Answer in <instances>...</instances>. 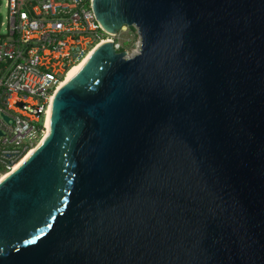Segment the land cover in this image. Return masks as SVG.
Returning <instances> with one entry per match:
<instances>
[{"label": "water", "instance_id": "1", "mask_svg": "<svg viewBox=\"0 0 264 264\" xmlns=\"http://www.w3.org/2000/svg\"><path fill=\"white\" fill-rule=\"evenodd\" d=\"M98 46L0 182V264H264V0H93ZM7 120V118H6Z\"/></svg>", "mask_w": 264, "mask_h": 264}, {"label": "built area", "instance_id": "2", "mask_svg": "<svg viewBox=\"0 0 264 264\" xmlns=\"http://www.w3.org/2000/svg\"><path fill=\"white\" fill-rule=\"evenodd\" d=\"M5 6L6 22L0 20V177L43 139L52 99L75 65L106 42L127 58L141 47L140 42L135 54L124 50L121 33L130 27L107 32L93 0H6Z\"/></svg>", "mask_w": 264, "mask_h": 264}, {"label": "bare ground", "instance_id": "3", "mask_svg": "<svg viewBox=\"0 0 264 264\" xmlns=\"http://www.w3.org/2000/svg\"><path fill=\"white\" fill-rule=\"evenodd\" d=\"M95 50H93L83 61H81L80 63H78L77 65H75L67 74L66 79L62 82V84L60 85L59 89L57 90L55 96L57 95V93L59 92V90L63 87V85L67 82V80L83 65V63L90 57V55L94 52ZM55 96L52 99V102L50 104V107L48 109V113H47V118H46V129H45V135L43 137V139L39 142V144L34 147L12 170L15 171L16 169H18L23 163L24 161H26L30 155H32V153L35 151V149L49 136L50 134V126H51V115H52V109H53V101L55 99ZM10 172V173H12ZM10 173L3 175L0 177V182H2L8 175H10Z\"/></svg>", "mask_w": 264, "mask_h": 264}, {"label": "rangeland", "instance_id": "4", "mask_svg": "<svg viewBox=\"0 0 264 264\" xmlns=\"http://www.w3.org/2000/svg\"><path fill=\"white\" fill-rule=\"evenodd\" d=\"M6 0H0V20L6 22V17L8 14L7 8L5 6ZM135 33L132 32L131 29H128L126 32L121 33L120 42L126 46L128 42L131 43L132 53L135 54L138 52L140 46V38L138 36L134 37ZM128 41V42H127ZM2 167L0 166V170Z\"/></svg>", "mask_w": 264, "mask_h": 264}, {"label": "trees", "instance_id": "5", "mask_svg": "<svg viewBox=\"0 0 264 264\" xmlns=\"http://www.w3.org/2000/svg\"><path fill=\"white\" fill-rule=\"evenodd\" d=\"M130 29L132 30L133 33H135L134 27H130ZM134 37H136V36L134 35ZM126 49H129V50L132 49L131 43H127V45L124 46V50H126Z\"/></svg>", "mask_w": 264, "mask_h": 264}]
</instances>
